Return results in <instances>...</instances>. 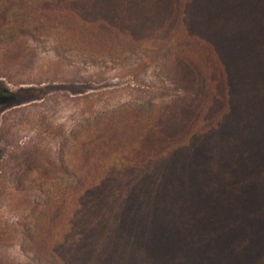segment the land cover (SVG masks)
I'll return each mask as SVG.
<instances>
[{
	"label": "trees",
	"instance_id": "obj_1",
	"mask_svg": "<svg viewBox=\"0 0 264 264\" xmlns=\"http://www.w3.org/2000/svg\"><path fill=\"white\" fill-rule=\"evenodd\" d=\"M81 1L0 0V55L4 57L0 61L1 74L11 83L25 84L27 80L21 79L27 76L22 70H29L32 65L22 67L18 62L24 61L23 58L32 62L36 58L34 44L49 43L58 60L70 56L93 65H113L119 74L124 73L120 78L132 84L127 86L128 91L148 93L154 100L145 104L128 102L97 114L98 104L115 91H105L104 96L85 94L74 99L80 120L68 132L59 131L63 137L57 156L52 158L47 151H29L15 167L17 196L29 209L27 217L20 221L25 240L32 259L41 264H85L81 258L91 246L83 238L91 233L104 236L102 250L98 253L102 259L112 254V263L168 264L176 253L189 252L181 233L194 239L200 232L196 229L206 230L213 226V221L208 223L209 219L203 214L200 218L187 217L182 221L185 227L176 226L179 225L177 215H149L143 220L141 209L132 206L139 201L132 203L131 194L139 183L147 180L148 189L155 190L156 185L149 179L156 165L169 160L180 149L173 144L174 135L164 125L165 120L169 122L183 113L184 102L194 101L192 95L197 94L196 89L202 85L190 65L192 60L189 59L194 56L188 41L191 37L175 31L169 18L137 16L124 10L113 15L108 2L104 3L106 12L87 17L77 10ZM241 2L236 0L235 6H240ZM248 4L244 9L250 8L252 13L246 11L242 19L247 21L250 33L241 32L238 41L229 44L233 46V55L241 56V51L236 52L239 47L248 48L250 55L254 54L258 40L255 36H264V19H260L263 5L260 0ZM225 10L226 7L220 8V11ZM255 57L264 60V53ZM150 71L156 73L161 85L145 87L144 74ZM46 78L47 84L71 81L65 72L62 79L53 75ZM49 87L21 90L20 94L44 98ZM175 92L182 95L173 101L163 99ZM232 109L220 111L216 118L218 123L233 119L235 111ZM251 118L257 123H251L253 128H262L264 109H254ZM245 130L239 133L243 138L249 133ZM197 157L201 159L198 153ZM23 164L25 167L21 168ZM64 179L71 180V184L62 185ZM209 189L201 194L205 199L209 197ZM125 203L133 207L130 212L127 211L130 207H124ZM199 222L203 223L201 227ZM155 223L158 225L153 227ZM232 223L220 224V229L232 231ZM254 225H249V233L255 232ZM238 228L235 231H240ZM72 231H75L74 238L66 240ZM202 241L203 249L192 251L194 254L187 260L192 257V264H224L219 258L225 261L237 258L240 264L258 263L256 255L261 250L256 251L254 244L251 250L243 246L247 254L242 257L221 244V249H216L217 243ZM212 248L217 253L220 251V255L203 254ZM111 249L115 250L114 254Z\"/></svg>",
	"mask_w": 264,
	"mask_h": 264
},
{
	"label": "rangeland",
	"instance_id": "obj_2",
	"mask_svg": "<svg viewBox=\"0 0 264 264\" xmlns=\"http://www.w3.org/2000/svg\"><path fill=\"white\" fill-rule=\"evenodd\" d=\"M249 1L254 0H242L236 7V0H83L77 9L84 16L91 17L106 12L104 3L108 2L113 15L124 10L137 16L169 18L175 31L191 37L188 41L192 44L194 56L189 59L192 60L190 65L202 85L196 89L197 94L192 95L194 101L184 102L183 116L172 117L169 122L165 120L164 125L174 135L173 144L180 149L169 160L156 165L153 178L149 179L156 185L155 190L148 189L147 180L139 183L131 194L132 203L139 201L138 205L132 206L141 209L144 218H140L143 220L149 215H177L179 225L176 226L185 227L182 221L187 217L200 218L203 214L205 219H209L208 223L213 221L215 224L203 231L196 229L200 232L194 239L187 233H181L189 252L176 253L168 264H192V257L187 260L203 249L204 239L217 243L216 249H221V244L242 257L247 254L246 247L251 250L254 244L256 251L261 250L256 255L257 264H264V126H261L264 122L260 124V130L255 129L251 118L254 109H264V60L255 57L264 53V36H255L258 39L257 50L252 56L250 50L243 47L236 51H241V56L238 53L233 55V46L229 45L238 41L241 32L250 33L247 21L242 19L246 11L252 13L250 8L244 9ZM260 2L263 16L259 18L264 19V0ZM228 4L233 5L228 7ZM222 7L226 10L220 11ZM33 47L36 58L32 62L26 58L18 62L22 67L32 65L29 70H22L28 77L21 79L27 80L25 84L11 83L0 72V264H41L32 259L20 224L29 214V209L18 199L15 167L29 151H47L52 158L57 156L63 137L59 131L68 132L80 120L74 99L85 94L104 96L102 93L105 91H115L98 104L97 114L128 102L145 104L154 100L148 93L128 91L127 86L132 84L128 79L120 78L124 73L119 74L113 65H93L70 56L58 60L49 43H35ZM1 59L4 57L0 55ZM63 72L71 78L70 82H45L48 75L62 79ZM155 76L154 71L144 74L145 87L161 85ZM48 85L49 92L44 98L20 94L21 90ZM178 93L163 99L173 101L182 95ZM231 107V111H235L234 118L218 123V113ZM244 130L249 133L243 138L239 133ZM24 167L25 164L21 165ZM43 167L47 168L46 165ZM71 182L64 179L61 184L70 185ZM204 185L210 188L207 199L201 195L207 191ZM132 206L125 203L124 207H130L127 209L130 212ZM229 221H233L232 231L221 230L220 224L229 226ZM199 223L201 227L203 223ZM155 225L158 224L153 227ZM249 225L255 226V232L249 233ZM235 226L240 231H235ZM75 231L66 240H72ZM87 236L83 239L91 247L82 255L85 264H118L112 263V254H108L106 259L100 258L102 234ZM111 252L114 254L115 250L111 249ZM203 254L212 257L220 255V251L217 253L212 248ZM219 262L240 264L237 258L229 261L219 258Z\"/></svg>",
	"mask_w": 264,
	"mask_h": 264
}]
</instances>
